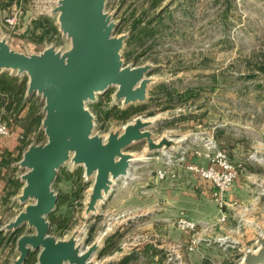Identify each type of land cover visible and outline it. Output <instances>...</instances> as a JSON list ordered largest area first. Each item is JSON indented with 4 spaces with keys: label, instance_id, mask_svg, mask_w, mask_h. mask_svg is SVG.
Instances as JSON below:
<instances>
[{
    "label": "rangeland",
    "instance_id": "374dc122",
    "mask_svg": "<svg viewBox=\"0 0 264 264\" xmlns=\"http://www.w3.org/2000/svg\"><path fill=\"white\" fill-rule=\"evenodd\" d=\"M57 1L0 0V39L5 38L11 48L26 54L51 46L67 50L71 40L62 33L58 13L53 12ZM105 12L117 24L113 34L124 37L123 61L149 66L145 73L149 83L147 97L141 102L124 105L116 99L117 86L98 94L94 101L88 100L86 106L95 116L93 134L107 137L122 132L126 123L142 116L155 120L150 128L154 139L165 137L170 146L166 151H148L146 140H141L127 147L126 151L139 159L129 176L120 179L118 199L102 204V216L85 213L94 176L86 177L82 165L67 161L52 184L58 199L47 217L49 234L68 239L76 232L78 244L86 250L106 233L101 244L105 237L111 240L92 256L94 264H245V252L256 248V236H264V202L248 204L251 191L248 197L239 191L241 208L234 217L240 222L238 233H224L221 225L210 230V220L220 205L198 191L204 181L186 168V162L206 165L215 150L209 145L214 139L237 165L240 182L248 184L253 193L258 190L264 194V176L252 168L264 170V0H106ZM12 16L16 22L9 23L7 18ZM139 18L140 23L133 26ZM35 20L45 26L36 29ZM47 20L57 26V31ZM151 30L155 34L150 35ZM9 72L27 83L26 73ZM8 102L0 96V118L9 128L3 142H10L7 148L13 150L4 147L5 157L14 175L19 176L12 185L16 180L23 185L20 176L27 170L19 165L23 151L30 144L47 141L43 128L45 100L37 92L25 93L19 113L14 108L7 111ZM129 108L138 111L128 118L118 115ZM147 152L151 159L146 160ZM181 154L187 160H180ZM159 168L166 170L164 178L158 176ZM237 178L233 186L239 190ZM173 184L178 186L173 194H179L181 200L164 216L179 212L195 220L200 252L186 251L189 233L179 229L175 219L152 222L151 216L139 211L145 204L157 208L164 199H170ZM195 199L200 201L195 204ZM13 206L19 211L25 204ZM131 217L140 222L123 229L134 222ZM34 232L28 223L12 232L7 241L10 254L16 238ZM39 251L29 253L31 264H37Z\"/></svg>",
    "mask_w": 264,
    "mask_h": 264
},
{
    "label": "water",
    "instance_id": "95a60500",
    "mask_svg": "<svg viewBox=\"0 0 264 264\" xmlns=\"http://www.w3.org/2000/svg\"><path fill=\"white\" fill-rule=\"evenodd\" d=\"M105 1H57L53 12L58 13L62 33L71 40L65 51L51 46L26 54L0 39V70L26 73V96L37 92L45 100L43 128L47 137L45 143L30 144L19 161L27 170L20 176L23 187L16 199L25 206L5 227L14 232L28 223L35 232L18 237V256L11 264H24L37 249V264H94L92 256L102 248L106 233L86 250L78 244L76 232L68 239L49 234L47 217L58 199L52 188L58 170L71 160L85 168L86 177L94 176L85 208L88 216L97 212V205L118 180L129 176L139 159L126 151L127 147L141 140H146L148 151H166L170 146L165 137L154 139L150 128L155 120L142 116L126 123L122 132L107 137L93 134L95 116L86 106L88 100L94 101L98 94L117 86L116 99L124 105L141 102L147 97L149 83L145 77L149 66L123 61L124 37L113 34L117 24L105 12ZM30 200L34 202L28 203ZM256 238V248L245 252V264H264V236Z\"/></svg>",
    "mask_w": 264,
    "mask_h": 264
},
{
    "label": "crops",
    "instance_id": "0c3cea01",
    "mask_svg": "<svg viewBox=\"0 0 264 264\" xmlns=\"http://www.w3.org/2000/svg\"><path fill=\"white\" fill-rule=\"evenodd\" d=\"M7 136H0V161L3 157V155H5V151H4V147L7 148V146H9V143L7 144V142H3ZM12 145L14 146V143L12 142ZM9 151H13L11 147L7 148ZM147 156L145 157L146 160L147 159H151L153 156L149 153H146ZM193 160L195 159V157H192ZM192 158H189V160ZM190 160V161H191ZM195 161V160H194ZM187 162H189L187 160ZM191 163V162H190ZM208 163V162H207ZM206 163V164H207ZM9 165H2L0 166V264H11L12 261L18 256V252H17V239L15 241V246H14V250L12 251V254H10L7 241L11 240V233L13 232L12 230H6L5 225L10 222L11 220H13L16 215L21 211H17L14 208V204L18 203L19 201L16 199L17 196L21 193L22 191V187L23 185L21 184V182L19 180H16L15 186L12 185V181L14 180V178L18 179L17 177H19L17 174L14 175V173L12 172L13 169L9 168ZM253 169H255L256 172H258V174L260 176H264V170L259 167L255 168L252 167ZM261 170V171H259ZM192 173V172H191ZM247 173V172H246ZM252 174H256L251 172ZM194 174V173H192ZM196 175V174H194ZM198 176V175H196ZM199 178L203 179L204 181V185L203 187L199 188V192L200 193H204V194H208L209 196L212 197V190H213V185L212 183L207 180L204 179L202 177L199 176ZM238 179V178H237ZM263 180V179H260ZM120 180H118V182L114 185L113 190L108 194V196L97 205V212H92L91 214L94 215H103L102 212V204L106 203V202H112L118 199L119 197V190H118V183ZM21 184V185H20ZM118 185V187H117ZM236 186H238L239 190L237 188H235V185L230 188V190L226 193L225 195V204L222 206V208L218 209V211L215 213V217L220 215L221 212H225L227 214V220L225 223H223L221 225V231H223L224 233L227 234H234V233H238V230L240 229L239 227V221L234 220L237 214V211H239L238 209H240L241 205L237 202L239 201L238 196L240 193L239 191H242L243 194H245V196H249V193L251 191V200H249L248 204H251L253 206H259L262 202H264V194L261 191H255L256 193H253L252 189H249L248 184L246 183H241L240 180L238 179L236 181ZM173 190H177L178 191V186L173 184V187L171 188L172 191V195L169 198L164 199L162 202H160V204L156 205L158 206L157 208H155V204H145V208L140 209V213L141 215H147L151 216L152 222H162L163 220H177V218L180 216V213L178 212V214H175V216H171V217H167L164 216L167 214L166 210L169 209V207H176L179 205L180 203V197L179 194H173ZM257 194V195H256ZM247 199V198H246ZM198 201H200V199H195L194 202L195 204L198 203ZM251 202V203H250ZM172 203V204H170ZM256 203V204H255ZM216 204V203H215ZM160 206V207H159ZM101 208V209H100ZM155 208V209H154ZM264 208V206H263ZM106 212V211H105ZM150 214V215H149ZM213 218L210 220V222L213 220ZM131 219L134 221H132L133 223H127L125 224V226L123 227V229L126 227H129L131 225H135L138 223V221L140 222V220L137 217H131ZM143 221L145 220L142 219ZM146 221V220H145ZM209 229H213V225H211V223H209ZM109 239V240H108ZM108 242L111 240V238H105L103 245H105V242ZM186 246V244H185ZM200 247L198 246L197 250ZM178 249H180V245H178ZM179 251V250H178ZM199 251V250H198ZM200 252V251H199ZM210 253V252H208Z\"/></svg>",
    "mask_w": 264,
    "mask_h": 264
},
{
    "label": "built area",
    "instance_id": "2783aa9c",
    "mask_svg": "<svg viewBox=\"0 0 264 264\" xmlns=\"http://www.w3.org/2000/svg\"><path fill=\"white\" fill-rule=\"evenodd\" d=\"M9 23L16 22V16L7 18ZM9 133L8 126L0 118V136H6ZM213 138V137H212ZM210 148L213 147L215 150L209 157V161L206 165L194 164L186 162V168L204 178L209 180L213 185L212 197L220 205V208L225 204V195L230 190L234 184L236 178L239 175V170L237 165L228 157L225 150L217 147L215 140L210 139ZM180 160H187L185 155L181 154ZM172 162V157L169 159ZM157 174L160 178H164L167 174L166 170L159 168ZM227 220V214L221 212L210 223L213 226L222 225ZM176 225L182 231L189 233V241L186 244V251L196 250L201 241L200 236H198V224L195 220L187 218L186 216H179L176 220ZM226 238V237H225ZM223 237H218V240L225 239Z\"/></svg>",
    "mask_w": 264,
    "mask_h": 264
},
{
    "label": "trees",
    "instance_id": "16d2710c",
    "mask_svg": "<svg viewBox=\"0 0 264 264\" xmlns=\"http://www.w3.org/2000/svg\"><path fill=\"white\" fill-rule=\"evenodd\" d=\"M9 2L13 0H8ZM160 0H155V3ZM141 18H139L133 26H136ZM42 21V20H41ZM47 24L53 29L54 31H57V26L51 21L47 20ZM38 26H45L44 22H40L39 20L34 21V27L37 29ZM34 28L33 32H37ZM151 34H155V30H151ZM39 37H43L40 36ZM26 79H20V77H16L13 74H10L9 70H3L0 72V96L3 97V100H10L11 102H8L7 105V111L12 110L14 108L16 110V113H19L22 109L24 104L22 103L23 98L26 93ZM170 93V92H169ZM96 107V106H95ZM130 111V112H129ZM138 111L137 108H129L126 110H123L122 112L118 113V115L121 118H128L131 116L132 113H136ZM9 161H7L5 155H3L0 164L2 165H8ZM32 253L29 255V258L26 260L25 264H31L32 263Z\"/></svg>",
    "mask_w": 264,
    "mask_h": 264
}]
</instances>
